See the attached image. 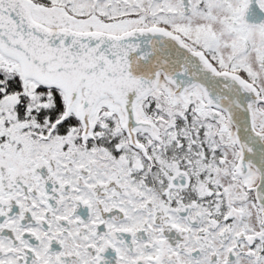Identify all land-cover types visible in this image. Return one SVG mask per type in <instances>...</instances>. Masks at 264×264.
I'll return each instance as SVG.
<instances>
[{
  "label": "snow or ice",
  "instance_id": "6c2138e0",
  "mask_svg": "<svg viewBox=\"0 0 264 264\" xmlns=\"http://www.w3.org/2000/svg\"><path fill=\"white\" fill-rule=\"evenodd\" d=\"M0 264H264V0H0Z\"/></svg>",
  "mask_w": 264,
  "mask_h": 264
}]
</instances>
